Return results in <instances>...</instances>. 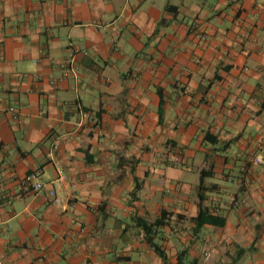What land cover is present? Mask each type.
<instances>
[{
  "label": "crops",
  "instance_id": "1",
  "mask_svg": "<svg viewBox=\"0 0 264 264\" xmlns=\"http://www.w3.org/2000/svg\"><path fill=\"white\" fill-rule=\"evenodd\" d=\"M0 264H264V0H0Z\"/></svg>",
  "mask_w": 264,
  "mask_h": 264
},
{
  "label": "built area",
  "instance_id": "2",
  "mask_svg": "<svg viewBox=\"0 0 264 264\" xmlns=\"http://www.w3.org/2000/svg\"><path fill=\"white\" fill-rule=\"evenodd\" d=\"M80 51L76 50V49H70V57L68 60H65L63 61L62 63H60V67L63 69V76H66L68 74H72V75H75V71L74 69L71 68V66L73 65V61H74V57L76 54H78ZM7 112L9 114H11L12 117L16 118L18 116V111L17 109H15V107H12L10 106L8 109H7ZM255 161L256 162H259V157H256L255 158ZM41 171L40 170H37V171H34L33 173H31L29 175V178L32 179V178H36L40 175ZM55 182L59 185H61L63 183V177L61 176H58L56 179H55ZM44 187V183L42 181H37L34 185H33V190L34 191H40L42 188ZM49 195L53 198H55V191L54 190H51L49 192ZM233 205L236 206L237 205V202L234 201L233 202Z\"/></svg>",
  "mask_w": 264,
  "mask_h": 264
},
{
  "label": "trees",
  "instance_id": "3",
  "mask_svg": "<svg viewBox=\"0 0 264 264\" xmlns=\"http://www.w3.org/2000/svg\"><path fill=\"white\" fill-rule=\"evenodd\" d=\"M201 182H202V174H201ZM201 214V213H200ZM199 217V216H198ZM197 217L196 221L199 222V218ZM165 214L161 215L158 219L154 220L153 222H146L145 220L138 219L137 224L141 227L145 234L146 241L154 248L155 252L163 259L166 260V257L164 253L160 250V248L155 245L154 242H152L153 236L155 234V231L163 227L165 225Z\"/></svg>",
  "mask_w": 264,
  "mask_h": 264
}]
</instances>
